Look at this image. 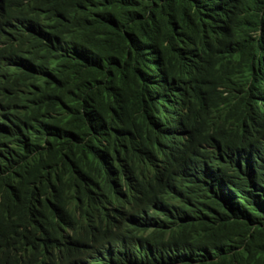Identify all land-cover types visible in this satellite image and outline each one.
<instances>
[{"label":"trees","instance_id":"16d2710c","mask_svg":"<svg viewBox=\"0 0 264 264\" xmlns=\"http://www.w3.org/2000/svg\"><path fill=\"white\" fill-rule=\"evenodd\" d=\"M0 30V264L65 226L61 264H264V0H0Z\"/></svg>","mask_w":264,"mask_h":264},{"label":"clouds","instance_id":"9594fccd","mask_svg":"<svg viewBox=\"0 0 264 264\" xmlns=\"http://www.w3.org/2000/svg\"><path fill=\"white\" fill-rule=\"evenodd\" d=\"M22 53H26L24 47ZM188 115L189 109L182 108L178 111H171L170 118H168V113L165 110L157 112L150 118L147 129L153 132L160 141L164 143H173L178 140L174 143L175 146L170 152V155L180 154L187 148L190 137V133L187 134L186 132ZM190 117L195 122L199 123V120L191 115V110ZM121 189L124 192L122 195L121 207L138 202L141 197L147 193V190L136 185L128 187L122 186ZM92 242L93 240H91L90 236L80 226H65L61 243H55V245H50L48 247L39 245L37 250L32 248L28 254L39 251L42 257L46 258L45 262L37 261L32 264H61L68 256L74 258L81 253L88 252V250L91 249ZM142 249H144V247L139 248V250ZM136 255H138V253H136ZM52 256V262H50L48 259ZM42 257L40 256V259H42Z\"/></svg>","mask_w":264,"mask_h":264}]
</instances>
